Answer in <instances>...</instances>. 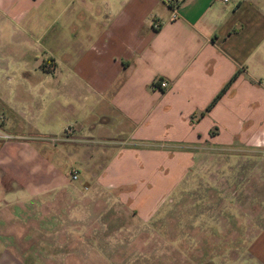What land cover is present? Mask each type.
<instances>
[{
    "label": "crops",
    "instance_id": "1",
    "mask_svg": "<svg viewBox=\"0 0 264 264\" xmlns=\"http://www.w3.org/2000/svg\"><path fill=\"white\" fill-rule=\"evenodd\" d=\"M0 35V71L22 67L48 85L67 78L66 107L62 88H23L40 103L35 115H20L61 125L74 118L62 139L84 148L83 170L72 169L80 181L43 169L20 184L39 244H55L45 238L58 241L61 230L75 234L77 217L85 236L108 213L151 220L182 184L210 194L196 199L212 206L203 208L204 231L221 236L263 219L262 192L255 196L264 190V0H0ZM12 149L0 145V155ZM206 256L203 263L218 257ZM12 261L0 251V264Z\"/></svg>",
    "mask_w": 264,
    "mask_h": 264
},
{
    "label": "rangeland",
    "instance_id": "2",
    "mask_svg": "<svg viewBox=\"0 0 264 264\" xmlns=\"http://www.w3.org/2000/svg\"><path fill=\"white\" fill-rule=\"evenodd\" d=\"M1 38L2 43L3 37L0 35ZM0 46L1 65L6 60L2 54L3 44ZM24 63H30V60H22L20 64ZM21 68L0 71V145L13 146L12 150L0 155V167L5 162L7 167L12 168L5 173L0 169V192L11 196L6 201L0 197V251L6 249L11 252L12 264H202L206 260V253L218 256L216 264H264L261 260L264 252V217L262 220L252 219L250 228L246 230L224 231L221 236L211 231L210 225H206L205 230L208 229L204 231L203 221L210 214L205 212L204 215L203 208L211 205L199 204L196 199L210 194L202 196L205 190L192 192L188 189V184H182L170 196V202L167 200L151 220H136L126 214L108 213L101 218V222L94 220L90 236H85L83 219L77 217V224L80 226H77L75 234L68 237L67 231L61 230V234L66 236H61L58 241L56 238H45V242L55 244H39L35 236L39 230L35 231V213L30 211L34 206L27 207L22 202L30 198H27V190L20 189V184L27 179H39L36 174H42L43 169L47 175L57 173V179H70L73 168H84V148L78 141L67 142L62 139L63 130L74 125V118L62 120L64 124L58 123L59 128L56 122L48 123L51 119L44 115L36 116L33 121L26 119L28 115H20L24 112L35 115L40 103L35 91L28 96L23 93V88H62L59 102L66 107L64 90L67 78L62 77L59 85L54 82L52 86L46 80L43 82L39 74L27 76L20 73ZM43 97L46 104L51 99ZM50 112L52 109L47 111ZM76 117L83 118V112L79 111ZM88 152L96 156L98 148L91 146ZM42 159L49 163L46 167L42 166ZM237 159L233 163H238ZM205 161L204 163H210L209 159ZM251 164L256 165L255 160ZM28 170L33 174H28ZM197 175L193 174V180ZM79 179L70 181L78 182ZM261 192V197L264 198V190H257L255 197L258 198ZM163 208L166 209L164 215ZM3 214H6V219H3ZM237 215L243 223L244 214ZM8 232L12 236H8ZM199 248L203 249L204 254L195 255L193 249ZM40 257L44 259V263L40 261ZM212 259L207 258L203 264H215Z\"/></svg>",
    "mask_w": 264,
    "mask_h": 264
},
{
    "label": "built area",
    "instance_id": "3",
    "mask_svg": "<svg viewBox=\"0 0 264 264\" xmlns=\"http://www.w3.org/2000/svg\"><path fill=\"white\" fill-rule=\"evenodd\" d=\"M215 1L219 2V3H227L228 2V0H215ZM171 6H172V10H173V18H176V16H177V14H176L177 5H176V3H174ZM154 28L157 29L158 25L155 24ZM167 86H168V84L166 82H160L158 84L157 88L165 89V88H167ZM4 138H6V136ZM70 179L72 181H77L79 179V173L77 170H72L70 172Z\"/></svg>",
    "mask_w": 264,
    "mask_h": 264
}]
</instances>
